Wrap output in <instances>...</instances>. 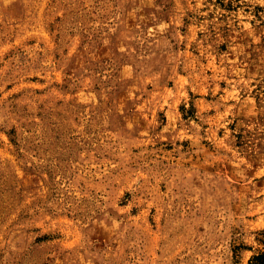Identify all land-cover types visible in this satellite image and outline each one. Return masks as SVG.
<instances>
[{
	"label": "rangeland",
	"instance_id": "obj_1",
	"mask_svg": "<svg viewBox=\"0 0 264 264\" xmlns=\"http://www.w3.org/2000/svg\"><path fill=\"white\" fill-rule=\"evenodd\" d=\"M264 0H0V264H254Z\"/></svg>",
	"mask_w": 264,
	"mask_h": 264
},
{
	"label": "trees",
	"instance_id": "obj_2",
	"mask_svg": "<svg viewBox=\"0 0 264 264\" xmlns=\"http://www.w3.org/2000/svg\"><path fill=\"white\" fill-rule=\"evenodd\" d=\"M251 262L254 264H264V252L253 255Z\"/></svg>",
	"mask_w": 264,
	"mask_h": 264
}]
</instances>
